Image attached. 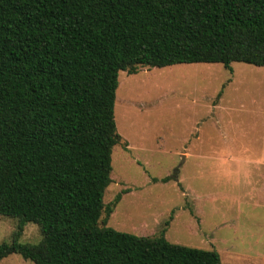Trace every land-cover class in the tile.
Masks as SVG:
<instances>
[{
	"label": "trees",
	"instance_id": "1",
	"mask_svg": "<svg viewBox=\"0 0 264 264\" xmlns=\"http://www.w3.org/2000/svg\"><path fill=\"white\" fill-rule=\"evenodd\" d=\"M235 62L264 67V0H0V215L18 219L0 260L223 264L165 230L107 226L120 196L105 204L104 194L119 74ZM27 223L38 243L20 242Z\"/></svg>",
	"mask_w": 264,
	"mask_h": 264
},
{
	"label": "rangeland",
	"instance_id": "2",
	"mask_svg": "<svg viewBox=\"0 0 264 264\" xmlns=\"http://www.w3.org/2000/svg\"><path fill=\"white\" fill-rule=\"evenodd\" d=\"M121 72L107 226L264 264V67L235 62ZM169 177L166 181L165 178ZM106 215H103V218ZM102 224V223H101ZM18 219L0 215V243ZM27 223L21 243H38ZM0 264H34L11 254Z\"/></svg>",
	"mask_w": 264,
	"mask_h": 264
}]
</instances>
